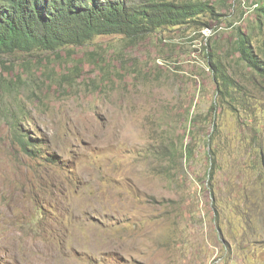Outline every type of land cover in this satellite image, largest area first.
I'll list each match as a JSON object with an SVG mask.
<instances>
[{
	"label": "rangeland",
	"instance_id": "1",
	"mask_svg": "<svg viewBox=\"0 0 264 264\" xmlns=\"http://www.w3.org/2000/svg\"><path fill=\"white\" fill-rule=\"evenodd\" d=\"M260 2L0 54V264H264V83L234 37L264 51ZM210 58L245 94L218 95Z\"/></svg>",
	"mask_w": 264,
	"mask_h": 264
},
{
	"label": "trees",
	"instance_id": "2",
	"mask_svg": "<svg viewBox=\"0 0 264 264\" xmlns=\"http://www.w3.org/2000/svg\"><path fill=\"white\" fill-rule=\"evenodd\" d=\"M228 0H0V54L36 50L56 51L68 46L83 45L99 35L121 34L129 39H142L161 29L193 24L196 28L210 26L205 16L221 20L219 4ZM230 5V4H229ZM259 24L264 18V3H257ZM229 14H225L227 17ZM263 16V17H262ZM234 26V23L231 22ZM253 28L235 27L234 37L240 52L239 60L264 83V51L251 43ZM214 78L219 83L218 95L241 93L240 81L231 71L210 58ZM216 103L213 104L214 109ZM194 122L195 119H194ZM24 151H35L29 135H18ZM44 142L40 141V145ZM35 146V147H32ZM188 148V149H187ZM41 149V148H39ZM186 147L185 155L192 151ZM177 153L176 147L174 154ZM209 155L211 154L208 152ZM193 155V154H192ZM53 163L55 156H49ZM210 167L213 175L214 160ZM212 170V171H211Z\"/></svg>",
	"mask_w": 264,
	"mask_h": 264
}]
</instances>
